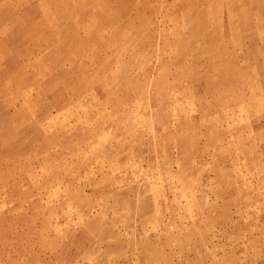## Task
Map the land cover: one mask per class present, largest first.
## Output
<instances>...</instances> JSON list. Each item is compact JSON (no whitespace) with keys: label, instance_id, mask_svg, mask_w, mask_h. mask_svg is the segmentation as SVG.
<instances>
[{"label":"rangeland","instance_id":"rangeland-1","mask_svg":"<svg viewBox=\"0 0 264 264\" xmlns=\"http://www.w3.org/2000/svg\"><path fill=\"white\" fill-rule=\"evenodd\" d=\"M0 264H264V0H0Z\"/></svg>","mask_w":264,"mask_h":264}]
</instances>
